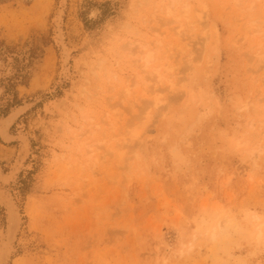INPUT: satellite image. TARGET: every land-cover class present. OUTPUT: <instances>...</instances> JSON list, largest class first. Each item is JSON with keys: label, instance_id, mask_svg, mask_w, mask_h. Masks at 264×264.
<instances>
[{"label": "clouds", "instance_id": "obj_1", "mask_svg": "<svg viewBox=\"0 0 264 264\" xmlns=\"http://www.w3.org/2000/svg\"><path fill=\"white\" fill-rule=\"evenodd\" d=\"M112 3L47 113L46 182L106 179L123 203L138 179H195L141 264H264V197L224 192L236 171L264 177V0Z\"/></svg>", "mask_w": 264, "mask_h": 264}, {"label": "rangeland", "instance_id": "obj_2", "mask_svg": "<svg viewBox=\"0 0 264 264\" xmlns=\"http://www.w3.org/2000/svg\"><path fill=\"white\" fill-rule=\"evenodd\" d=\"M62 1L0 0V117L33 103L11 128L31 138V152L26 167L7 185L24 219L10 264H141L157 234L171 236L179 227L199 194L198 185L172 174L146 177L128 187L122 203L123 189L106 179L73 180L62 187L46 182V116L68 86L55 41L54 20ZM115 7L112 0H67L63 30L72 52L69 66L83 36L113 15ZM19 145L0 138V166L6 173L18 159ZM224 192L264 197V177L253 183L236 171ZM5 227L0 206V230ZM191 264H199L198 259Z\"/></svg>", "mask_w": 264, "mask_h": 264}, {"label": "bare ground", "instance_id": "obj_3", "mask_svg": "<svg viewBox=\"0 0 264 264\" xmlns=\"http://www.w3.org/2000/svg\"><path fill=\"white\" fill-rule=\"evenodd\" d=\"M66 2L67 0H63L61 2L60 9L56 13V17L54 20L55 41H57L62 50L60 56L62 59V73L64 75H67L68 73L70 67L69 62L71 61L72 53L70 52V49L67 46L65 38L66 35L64 34L63 30V16L65 12ZM97 12L99 11L97 10ZM3 93V88L0 86V97L3 95ZM32 106L33 103L22 104L14 108L8 116L0 117V138L5 144H11L13 142H18L20 144L18 159H16V162H14L15 164H13L10 171L6 173L0 166V206L5 210L6 213V227L3 231L0 230V264L11 263V259L17 251L16 242L18 240V235L21 232L24 220L19 209L20 207L18 206L16 199L14 198L11 191L8 189L7 185L10 182H15L19 173L24 167H26V162L28 161L31 152V138L29 139L27 134L23 133L22 131L18 134H14L11 132V128L16 124L20 116L29 111Z\"/></svg>", "mask_w": 264, "mask_h": 264}]
</instances>
